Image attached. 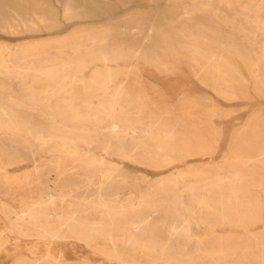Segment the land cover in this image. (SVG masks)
<instances>
[{"label": "bare ground", "instance_id": "obj_1", "mask_svg": "<svg viewBox=\"0 0 264 264\" xmlns=\"http://www.w3.org/2000/svg\"><path fill=\"white\" fill-rule=\"evenodd\" d=\"M50 1L0 0V29H49L57 23ZM59 1L66 18L107 19L54 40L0 46V179L40 187L15 207L0 197L8 230L34 239L27 246L32 258L19 255L10 264H72L63 256L64 240L118 264L179 258L264 264V112L210 165L214 142L194 120L208 103L187 97L170 108L147 94L138 68L169 69L183 61L199 81L235 98L243 95V79L233 56L264 96V0H169L160 14L136 9L118 17L111 12L129 0ZM211 1L221 11H208ZM227 2L235 3L227 14L241 17L229 31L224 26L232 22L222 14ZM241 32L256 41L242 37L233 44ZM225 40L231 45L222 53ZM27 57L25 64L14 61ZM113 155L169 165L158 173L179 169L148 185L133 173L120 176ZM189 155L210 159L189 164ZM21 161L33 165L8 173ZM127 190L134 194L124 197ZM159 211L156 238L144 219Z\"/></svg>", "mask_w": 264, "mask_h": 264}, {"label": "rangeland", "instance_id": "obj_2", "mask_svg": "<svg viewBox=\"0 0 264 264\" xmlns=\"http://www.w3.org/2000/svg\"><path fill=\"white\" fill-rule=\"evenodd\" d=\"M110 1L112 3L120 4V2L116 0ZM168 1L169 0H129L125 5H118V7L111 12L110 16L118 17L126 12L130 13L136 9L148 11L153 14H160L163 9L167 7ZM50 3L57 11V23L55 25L50 26L49 29L41 27L37 30L18 29V31L16 29L13 31L0 29V46L2 44L22 46L31 41L43 42L50 39L54 40L56 38L68 36L72 32H76L77 28L79 27H83L85 25H98L104 23V21L107 19V17L66 18L63 16V8L59 0H51ZM233 7H235L234 2H227L223 4L224 12H222V14H224L232 22L230 25L228 24L227 26H224L226 31H229L231 28H236L239 20L241 19L240 15L238 14L232 18L229 14H227L229 11L227 9ZM207 9L210 12H219L221 11V5H217L214 1H211L208 3ZM237 11L239 12L240 9H237ZM211 15L212 14L207 15L209 20H211L209 18ZM214 20H217V18ZM210 25L212 24L210 23ZM130 30L133 31L135 28H131ZM233 35L235 38H237V41L233 44L239 43L240 38L242 37H244L246 41H249L250 43L256 41V39L251 40L256 38V36L250 37L249 35L242 32L240 34ZM124 36H126L125 33L123 34V37ZM223 36H229V34H225ZM259 38L260 36L257 37V39ZM221 44L223 45L222 48H224V50L221 51L222 53H225V48L231 45V43L227 40L224 42L222 41ZM198 45L201 48L207 46L200 42ZM1 50L2 48L0 47V51ZM239 51L243 52V49L240 47ZM6 55L7 53L5 56ZM228 58L233 63L235 68L239 70V73L243 79V85L240 87V89H242L243 95L238 93L235 98H227L225 96L219 95L210 86L199 81L197 75H195L190 70V67L183 61L177 62L176 66L169 67V69L165 67L149 66L141 63L138 64L140 78L145 86V91L150 97L161 99L170 108H177L178 103L181 102L183 98L187 97L195 98L197 101L203 103H208V108L203 107L201 109L205 112V114L194 116V120L204 129V134H207L214 142L213 150L211 152L212 158L210 159L207 156L200 155H189L185 157V160H188L189 164L204 165L203 163L207 162L209 159L210 165L220 163L225 155H227L232 140L236 137L242 127L247 125L249 120L255 117V115L264 112V96L259 95V93L256 91L254 80L245 69L243 62L233 56ZM27 59L29 58H17L14 61L20 64H25L27 63ZM10 81L13 83L14 89L18 91V86L16 84L17 82L12 79ZM29 111L34 110L29 109ZM33 115H37V113L35 112ZM101 134L103 135V138H105V132ZM112 159L118 158L113 155ZM118 164L122 167V175L120 176H124L123 174L125 173L123 172L125 171L128 172L126 173V176H129V174L133 173L134 175L144 177L147 180L148 185H152V183L156 182L157 180L163 179L166 175L172 174L177 171V169H179L173 168L170 171L158 173L161 169L168 168L169 165L156 167L136 161H131L129 159H122ZM229 164L233 165L234 163L230 162ZM32 165L33 163L31 161H21L19 164L9 167L8 173L19 174V169L31 167ZM145 188L141 186L139 191L143 192ZM37 189H40V187L38 188V184L35 185L32 183L31 185H28L24 182H19L18 184L5 183L0 179V197L3 198V202L5 204L11 207H15L19 200H26L28 198V194L31 193V191H37ZM128 191L129 190H127V194L124 197L134 194L132 191ZM6 193H11L13 195V198H11L12 200L8 199ZM161 213V211L152 213L146 216L144 219L146 222H148L146 225L147 229L154 228L153 234L156 238L160 236V233L157 231L158 227L156 226V223L160 219ZM2 216L3 214L0 210V237L3 243L0 249V264H10L19 255H25L29 259L32 258V255L27 250V246L32 245L34 243V239H22L16 237L13 232L8 230L7 226L5 225V220ZM225 229L227 230L228 228ZM217 230H222V228H217ZM226 232L227 231H220L219 234ZM38 246L39 249L37 251L39 254H41L43 245L39 244ZM61 247L63 256L72 264L76 262H83V264H118L115 260L106 258L101 253L95 252L91 248L83 246L82 244H77L76 242L64 240L61 242ZM179 259L171 260L168 263L156 264H258L248 262L215 263L212 261L192 263L186 258H184L185 260L182 261ZM131 264L152 263L136 261Z\"/></svg>", "mask_w": 264, "mask_h": 264}]
</instances>
